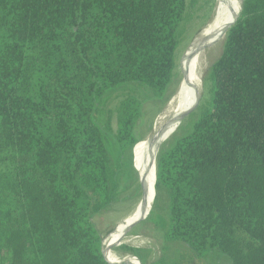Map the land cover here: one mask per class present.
I'll use <instances>...</instances> for the list:
<instances>
[{"label":"trees","instance_id":"obj_1","mask_svg":"<svg viewBox=\"0 0 264 264\" xmlns=\"http://www.w3.org/2000/svg\"><path fill=\"white\" fill-rule=\"evenodd\" d=\"M214 2L0 0V264H123L96 220L142 188L146 106L176 94ZM240 6L209 100L156 158L148 222L179 250L125 264H264V0Z\"/></svg>","mask_w":264,"mask_h":264},{"label":"rangeland","instance_id":"obj_2","mask_svg":"<svg viewBox=\"0 0 264 264\" xmlns=\"http://www.w3.org/2000/svg\"><path fill=\"white\" fill-rule=\"evenodd\" d=\"M203 4V2H201ZM218 6V1H215L214 3H208L204 11L201 12L199 19H197L194 24L189 28L188 37L184 40L182 45L178 49V85L175 86L176 94L171 99V101L165 105H153V104H147L146 106V123L144 127V141H142L139 144L144 143L147 141L150 136L154 133L157 126H159L166 116H170L171 112L173 111L172 103L175 99V96L177 95L179 88L181 86L182 80L185 78L187 67H186V61H187V53L189 49L193 46V44L199 40L202 35L204 34L205 30L211 25L215 18L216 10ZM231 10L233 11L234 8V0L231 2ZM210 24V25H209ZM198 45V44H197ZM194 46L191 56L193 57L194 54L200 51L199 47ZM213 49V48H212ZM209 52V55L205 56V63L203 70H202V99L198 105L202 103V100L207 101L210 98V92L209 87L210 83L208 81V75H209V68L213 64L215 60L220 56L221 54V44H219L216 48ZM216 50V51H215ZM215 51V52H214ZM215 55H214V54ZM212 56V57H211ZM210 59V61H209ZM207 60V61H206ZM168 109V110H167ZM171 110V111H170ZM164 113V114H162ZM192 111L189 112L188 115H186V118L182 121L181 125L179 126L178 130L175 132L178 135H183L185 132H187L189 129L188 121L189 116L191 115ZM157 125V126H156ZM138 144V145H139ZM137 145V146H138ZM143 145V144H142ZM141 145V146H142ZM136 146V147H137ZM135 147V149H136ZM133 151V159H134V152ZM140 155H141V163L143 166V170L145 173L144 165H143V156L141 154V147L139 149ZM135 173L138 175V183L142 184V188L136 191V188L133 186L125 195H123V200L119 202L118 204L114 205L111 210H109L107 213L102 215L100 218L96 220V224L98 229L102 232L104 241L108 239L109 235L116 229V227L119 225L120 222H122L125 218L132 215L135 210L137 209L138 205L142 202L144 193H146V183L143 179L140 177L138 171L133 166ZM142 170V171H143ZM146 176V173H145ZM147 186H148V179L146 178ZM146 187V188H145ZM153 203V202H151ZM150 203V204H151ZM154 204V203H153ZM153 204L149 205L148 211L145 212L142 220L139 222L136 228H134L130 233L129 236L126 238H122L123 240H129L134 239L137 237H141L140 241L136 244H132L129 246H133L136 248H142V249H148L151 252V257L155 259L158 256H162L163 254L167 255L168 250L174 252L175 250H179L176 246H172L165 242V238L160 234V232H156L153 228H151L150 222H148L149 215L151 213ZM123 230V229H122ZM120 230L119 232H121ZM124 247V246H122ZM128 247V246H126ZM181 249V248H180ZM182 250V249H181ZM115 253L120 257H132L131 255H124L121 251L118 250V248L114 249Z\"/></svg>","mask_w":264,"mask_h":264},{"label":"bare ground","instance_id":"obj_3","mask_svg":"<svg viewBox=\"0 0 264 264\" xmlns=\"http://www.w3.org/2000/svg\"><path fill=\"white\" fill-rule=\"evenodd\" d=\"M231 2L232 0H218V6L213 22L211 23V25L209 24L210 26L205 30L202 37L193 44V46L189 49L187 53V61H186L187 72L185 78L182 80L179 91L172 103V105H174L173 111L171 112L170 116L165 117V119L159 126L156 125L157 128L155 129L154 133L141 146V154L143 156V165L146 176L143 169H142L143 170L142 174L144 177V182L146 183V187H147V189L145 190L146 193H144L142 199V201L146 202L145 207L143 209H140L139 208L140 204H139L135 212L129 217L125 218L122 222H120L119 225L109 235L108 238L112 237L117 242L127 243V245L136 244L140 241L141 237H137L129 240H123L122 238L128 237L129 233L142 220L150 204V201L152 200V197L154 195V183L156 185L155 160L158 155L157 145L162 140V138L166 136V134L174 128L175 124L178 121H183L184 118H186V115L189 114L188 112L190 111L193 112L194 109L200 103L199 101L202 97V70L204 64H206L205 56L209 55V52L211 51L212 48L213 49L216 48L219 44L223 42L221 40L225 38L227 31L231 28V26L234 24V22L238 17L237 15L234 18V20L231 21L232 18V10H231L232 8H230ZM239 4H240V0H239ZM196 45L197 47H199L200 51L194 54V56L192 57L191 53L194 46L196 47ZM213 45L216 46L212 47ZM205 50L207 52L204 55L198 56L199 53ZM146 178L148 179V186H147ZM120 230L122 231L119 232ZM105 249H107V245L106 242L104 241L103 250L106 256ZM124 260L125 261L131 260L134 262L137 259L133 257H125ZM125 261L123 262V264H125Z\"/></svg>","mask_w":264,"mask_h":264},{"label":"water","instance_id":"obj_4","mask_svg":"<svg viewBox=\"0 0 264 264\" xmlns=\"http://www.w3.org/2000/svg\"><path fill=\"white\" fill-rule=\"evenodd\" d=\"M214 1H218V0H214ZM240 14H241V6H240V12H239V14H238V17H237V19H236V21L234 22V24L232 25V26H234L235 24H236V22H237V20L239 19V17H240ZM231 26V27H232ZM224 40V38L221 40V41H223ZM217 45V44H216ZM216 45H213L212 47H214V46H216ZM211 47V48H212ZM207 51L205 50V51H203V52H201V53H199V55L198 56H202V55H204L205 53H206ZM197 56V57H198ZM181 123H182V121H178L176 124H175V126H174V128L170 131V132H168L167 134H166V136H164L163 138H162V140L159 142V144L157 145V147H158V151L160 150V148H161V146L170 138V137H172L174 134H175V132L178 130V128H179V126L181 125ZM157 158V157H156ZM155 168H156V160H155ZM155 182H156V178H155ZM141 186H142V184H141ZM155 197H156V188H155V183H154V196H153V202H154V200H155ZM145 201H142L141 203H140V209H143L144 207H145ZM153 204V203H152ZM103 245H104V243H103ZM122 246H127V243H121V244H113V245H111V246H109V250H111V249H115V248H119V247H122ZM103 255H104V257H105V253H104V250H103ZM105 260H106V258H105ZM107 261V260H106ZM107 263L108 264H110L108 261H107Z\"/></svg>","mask_w":264,"mask_h":264}]
</instances>
